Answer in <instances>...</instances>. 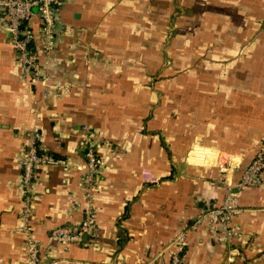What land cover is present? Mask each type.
<instances>
[{
    "label": "crops",
    "instance_id": "crops-1",
    "mask_svg": "<svg viewBox=\"0 0 264 264\" xmlns=\"http://www.w3.org/2000/svg\"><path fill=\"white\" fill-rule=\"evenodd\" d=\"M56 20L30 78L0 18V264L25 260V207L43 244L79 223L82 126L102 161L91 233L54 245L56 264H168L180 233L184 264H264V169L260 187L231 186L264 143V0H61ZM32 132L53 161L23 192ZM229 186L225 237L206 211Z\"/></svg>",
    "mask_w": 264,
    "mask_h": 264
},
{
    "label": "built area",
    "instance_id": "built-area-1",
    "mask_svg": "<svg viewBox=\"0 0 264 264\" xmlns=\"http://www.w3.org/2000/svg\"><path fill=\"white\" fill-rule=\"evenodd\" d=\"M61 0H0V18L8 32V43L15 52L23 72L30 78L41 74V65L37 61L35 41L38 39L40 51L48 56L60 32L56 20V13ZM36 16L38 26L36 29L31 24V17ZM80 148L85 159V172L81 176V191L83 201L80 205L82 217L78 224L64 223L50 229L43 244L34 239L29 232L26 219L27 207L23 209L22 225L18 231L24 234L26 257L21 264H56L57 261L49 256V252L55 245L61 250L67 249L71 244L79 243L83 234L91 233V223L94 215L92 195L96 186V174L98 173L101 158L96 153L91 141V134L86 126L81 127ZM53 157L50 153L39 146L36 132L29 136L23 155L20 159V186L21 191H26L33 183L36 171L46 163H51ZM264 169V143L257 148L250 161L242 169L238 180L231 186L235 191L246 187H260L262 185V172ZM228 187L219 206L209 208L206 214L213 220L217 233L230 237L236 234L231 228L229 221L236 213L235 193ZM25 200L27 196L25 195ZM184 233H180L172 241L174 249L170 253L168 264H184L181 260L180 251L184 241Z\"/></svg>",
    "mask_w": 264,
    "mask_h": 264
}]
</instances>
